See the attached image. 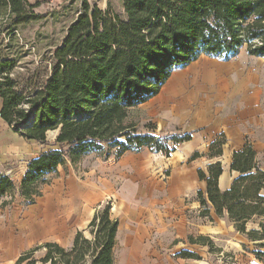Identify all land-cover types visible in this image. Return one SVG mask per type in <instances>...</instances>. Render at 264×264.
I'll return each mask as SVG.
<instances>
[{
  "label": "trees",
  "instance_id": "obj_1",
  "mask_svg": "<svg viewBox=\"0 0 264 264\" xmlns=\"http://www.w3.org/2000/svg\"><path fill=\"white\" fill-rule=\"evenodd\" d=\"M35 6L0 0V116L14 132L43 145L19 182L0 173V198L17 188L31 204L47 174L105 147L116 157L142 148L169 155L174 149L169 142L187 141L191 133L156 134L151 121L140 132L129 120L131 110L155 96L173 71L201 55L229 60L245 47L247 55L264 59V0H153L150 6L133 5L125 17L81 0L61 41L32 69L25 64L19 71L30 53L19 44L17 30L38 18ZM50 131L55 132L51 141ZM224 143L222 134L215 137L207 156H220ZM230 169L239 175L225 190L218 187L219 161L208 165L207 174L198 170L206 182L205 191L197 192L201 215L211 206L236 231L264 242V169L248 141L233 151ZM109 209L108 203L94 212L87 236L77 231L68 246L43 242L20 253L13 264H115L118 221ZM250 220H256L257 229H246ZM189 242L210 240L199 236ZM177 255L199 258L187 250ZM261 256L254 253L258 260Z\"/></svg>",
  "mask_w": 264,
  "mask_h": 264
},
{
  "label": "crops",
  "instance_id": "obj_2",
  "mask_svg": "<svg viewBox=\"0 0 264 264\" xmlns=\"http://www.w3.org/2000/svg\"><path fill=\"white\" fill-rule=\"evenodd\" d=\"M237 55L229 60L201 55L173 71L159 92L139 105H160L153 115L155 132L167 125L185 126V132L191 133L187 141L169 142L174 148L169 155L151 152L147 148L146 153L128 151L117 157L114 165L99 163L88 169L85 173L88 177L79 182L74 174H61V168L64 169L67 162L59 165L56 172L46 175V182L39 185L42 193L33 203L27 204L17 188L1 197L0 261L9 257V226L14 223L13 219L17 220L15 224L25 238L18 239L19 245L34 240L38 243L57 242L56 232L62 229L70 245L75 233L85 230L94 210L110 196L115 201L110 206L109 216L118 221L116 240L121 225L126 224L129 232L125 237L127 244L141 247L145 242V247L152 253L162 249L179 257L177 254L182 250L194 252L202 245L190 243L189 238H215L219 234L220 219L229 222L231 235L235 232L243 239L244 234L236 231L226 216H217L211 206H208L207 215H201L197 196V192H204L206 186L205 180L199 178L198 170L207 174L208 165L217 161L222 167L218 187L221 190L230 187L232 180L239 175L230 169L231 156L245 141L256 151L258 164L264 169V76L258 65H252L250 59ZM253 58L258 62L256 64L264 62L261 57ZM190 83H196L198 89L213 87L218 93L198 98L197 88L187 90ZM196 103L197 107L190 109ZM1 106L0 98V109ZM221 134L225 139L222 153L209 158V143ZM204 137L210 140L206 138V148L201 153L199 148ZM42 150V144L23 138L0 116V173L10 174L15 182H19L27 163ZM195 153L197 155L193 156ZM201 157L207 161L204 168L196 163ZM105 171L119 174L120 184L114 186L110 181L114 180V175L107 179ZM8 198L11 201L3 205ZM11 209L19 213L12 219L9 216ZM26 229L28 234L25 236Z\"/></svg>",
  "mask_w": 264,
  "mask_h": 264
},
{
  "label": "rangeland",
  "instance_id": "obj_3",
  "mask_svg": "<svg viewBox=\"0 0 264 264\" xmlns=\"http://www.w3.org/2000/svg\"><path fill=\"white\" fill-rule=\"evenodd\" d=\"M88 2L97 5L101 9L108 7L112 12L118 14L120 17H125L130 8L133 5L141 4L143 6H150L153 0H87ZM28 3L34 4L37 3V6L32 8L34 14L38 15L36 20L31 21L29 24L18 28L17 36L19 37V44L23 45V49H27L30 53L28 57L25 58L24 64L21 63L22 68H18L19 71H23V66L26 64V67L32 69L37 61L41 58L44 51H47L50 47L58 44L63 38L66 28L70 21L76 16L81 0H27ZM238 58H247L250 59L252 65H258L260 73L264 76V62L262 64H256L254 62L255 58L247 55L245 47H242L239 50L237 55ZM31 61V62H30ZM254 62V63H253ZM32 63V64H31ZM260 63V62H259ZM196 83H190L187 86V90H195ZM198 89V88H197ZM196 89V90H197ZM196 93L197 97H212L215 95L217 90L213 87L208 88H199ZM197 103L194 104L190 109H195ZM160 109V105L156 103H146L138 108H134L129 113V120L134 121L137 125V129L140 132H145V124L148 121L154 123V117L156 111ZM155 125V124H154ZM178 127V128H176ZM167 127V125H162L160 130L157 132L160 135L169 134L175 132L177 129L181 131H186L185 126L179 127ZM55 132H48L47 138L49 141L53 140ZM200 145L201 153H204L206 148V143L208 137H204ZM253 138V137H252ZM210 140V138H208ZM255 140H259L258 137H255ZM233 141V140H232ZM146 153V149L142 148L140 152ZM114 149H108L107 147L100 153H91L87 156L81 157L76 163L72 164L68 162L65 168H61V174L66 175L67 173L73 176L76 179V182L81 181V179H86L88 176L85 174L93 167H97L99 163L104 164L105 166L114 165L117 162V157L113 154ZM107 153H110V156L107 157ZM264 162V160H263ZM196 163L202 168L205 167L207 161L205 157H201ZM105 174L109 178H112L114 175L113 185H119L121 179H119V174H109L108 171H105ZM107 183V181H106ZM41 188L38 189L41 195ZM103 188V187H102ZM104 189V188H103ZM105 190H107L105 188ZM11 201V198H8L6 202ZM112 196L104 199L101 203V207H104L109 203L112 206L114 202ZM92 207V206H91ZM97 208V207H96ZM98 209V208H97ZM96 209V210H97ZM15 210V209H14ZM13 209L9 211V216H17L19 213H16ZM94 210V212L96 211ZM93 212V213H94ZM21 216V215H20ZM113 217V216H112ZM14 223H11L9 226V235H10V252L9 257L5 258L0 264H13L16 257L41 243H38L37 240H34L31 243L17 244L18 239H25L22 234V230L15 224L17 220H14ZM123 223V222H122ZM219 234L211 239L210 242L201 247L195 248L193 251L199 256L198 259H182L176 257L175 254H169L168 251L159 249L157 252L152 253L151 249L145 247V242L141 247L136 245H129L125 241V237L129 234L128 227L126 224H122L120 227L118 238L116 240V246L114 248V260L115 264H250L249 260L254 256V253L260 252L262 256L260 261L264 264V246H262L263 241H252L246 235L243 239L240 234L235 232L231 235V230L229 227V222L225 219L219 220ZM247 227L258 228L256 220L249 221ZM84 228V227H82ZM25 236L28 234V230L24 231ZM133 234V232L131 233ZM56 235L59 237L58 243L62 246H67V235L64 229L58 230ZM84 235H88V229L84 231ZM15 246V247H14ZM36 256L41 255V251L35 254Z\"/></svg>",
  "mask_w": 264,
  "mask_h": 264
},
{
  "label": "built area",
  "instance_id": "obj_4",
  "mask_svg": "<svg viewBox=\"0 0 264 264\" xmlns=\"http://www.w3.org/2000/svg\"><path fill=\"white\" fill-rule=\"evenodd\" d=\"M250 264H263L260 260L255 258L254 256L249 260Z\"/></svg>",
  "mask_w": 264,
  "mask_h": 264
},
{
  "label": "bare ground",
  "instance_id": "obj_5",
  "mask_svg": "<svg viewBox=\"0 0 264 264\" xmlns=\"http://www.w3.org/2000/svg\"><path fill=\"white\" fill-rule=\"evenodd\" d=\"M168 89V88H167ZM166 91V89H164ZM38 216V215H37ZM45 217V216H44ZM44 221V220H43ZM70 221V220H69ZM46 222V221H45Z\"/></svg>",
  "mask_w": 264,
  "mask_h": 264
}]
</instances>
